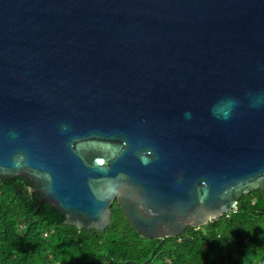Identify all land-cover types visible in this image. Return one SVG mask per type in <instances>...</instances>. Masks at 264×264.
I'll return each instance as SVG.
<instances>
[{"label":"water","instance_id":"1","mask_svg":"<svg viewBox=\"0 0 264 264\" xmlns=\"http://www.w3.org/2000/svg\"><path fill=\"white\" fill-rule=\"evenodd\" d=\"M249 93H264V0H0V176L78 229H105L115 199L160 239L145 264L264 188Z\"/></svg>","mask_w":264,"mask_h":264},{"label":"trees","instance_id":"2","mask_svg":"<svg viewBox=\"0 0 264 264\" xmlns=\"http://www.w3.org/2000/svg\"><path fill=\"white\" fill-rule=\"evenodd\" d=\"M21 175L0 176V264H145L159 242L137 232L114 199L103 230L78 229ZM147 264H264V188L230 212L168 236Z\"/></svg>","mask_w":264,"mask_h":264},{"label":"clouds","instance_id":"3","mask_svg":"<svg viewBox=\"0 0 264 264\" xmlns=\"http://www.w3.org/2000/svg\"><path fill=\"white\" fill-rule=\"evenodd\" d=\"M250 103L249 106L252 108H258L264 105V93L256 94V93H249ZM239 106V101L233 97H228L227 99L218 101L215 103L212 108L211 112L214 117L219 120H230L232 118L234 110ZM185 118L190 120L192 118V114L190 112H186ZM22 159V157H21ZM98 163H103V161H98ZM142 163L148 164L149 161L142 158ZM19 161H17V165Z\"/></svg>","mask_w":264,"mask_h":264}]
</instances>
